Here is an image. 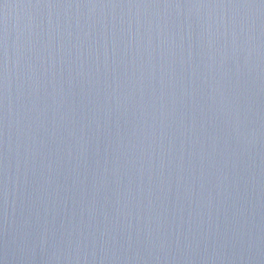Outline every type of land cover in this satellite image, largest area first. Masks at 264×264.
Instances as JSON below:
<instances>
[{"label":"water","instance_id":"95a60500","mask_svg":"<svg viewBox=\"0 0 264 264\" xmlns=\"http://www.w3.org/2000/svg\"><path fill=\"white\" fill-rule=\"evenodd\" d=\"M0 264H264V0H0Z\"/></svg>","mask_w":264,"mask_h":264}]
</instances>
